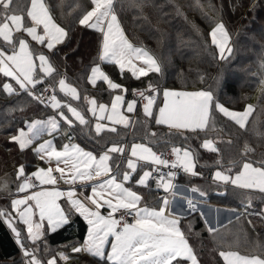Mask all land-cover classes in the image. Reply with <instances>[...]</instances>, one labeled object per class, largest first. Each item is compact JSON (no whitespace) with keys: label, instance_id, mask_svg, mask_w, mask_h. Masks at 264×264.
Instances as JSON below:
<instances>
[{"label":"snow or ice","instance_id":"snow-or-ice-1","mask_svg":"<svg viewBox=\"0 0 264 264\" xmlns=\"http://www.w3.org/2000/svg\"><path fill=\"white\" fill-rule=\"evenodd\" d=\"M144 3L84 0L75 5L78 12L68 20L54 16L45 0L26 4L0 0V93L15 99L29 98L51 111L46 118L22 117L21 126L9 137L21 152L31 148L47 166L37 165L28 171L29 164L19 163L14 193L8 180L0 182V190L8 192L10 200L0 207V220L21 249V264H58L57 255L45 261L40 253H49L48 234L75 223L77 214L86 222V235L82 243L68 247L72 253L89 254L94 264H202L188 238L191 219L183 222L193 213H199L215 243V264H264V240L246 241L242 250L238 238L227 239L220 231L223 225L219 219L213 222L211 210H204L213 185L241 197L250 206L253 191L264 194V159L248 158L251 150L245 144L239 159L228 161L227 166L217 156L209 179L196 170L198 153L191 150L187 143L190 137L185 134H206L214 126L213 108L243 129L254 106L231 110L215 99L211 90L161 88L151 78L146 88L125 87L101 67L115 65L129 81L162 72L159 59L130 40L122 22L121 13L126 8L142 13ZM81 29H91L95 36L96 55L87 81L93 86L102 81L111 97L110 103H98L96 96L85 94L86 112L70 102L80 101L81 93L57 70L54 59L64 48H71L75 32ZM209 35L213 51L218 50L219 60H225V54L233 52L225 23L215 20ZM59 93L70 99L59 98ZM161 94L162 103L157 104ZM138 103H142L143 119L128 115L138 113ZM255 124L252 121L253 130ZM117 126L132 130L130 141L123 140ZM162 144L164 150H160ZM201 147L220 152L212 139H204ZM181 172L203 177L204 183L191 187L174 183ZM62 184L68 187L62 188ZM153 184L163 194L149 202L137 186L151 193ZM182 187L189 194L177 200L176 191ZM226 211L237 222L245 216L235 208ZM228 222L231 224L232 219ZM58 257L70 259L64 251Z\"/></svg>","mask_w":264,"mask_h":264},{"label":"trees","instance_id":"trees-1","mask_svg":"<svg viewBox=\"0 0 264 264\" xmlns=\"http://www.w3.org/2000/svg\"><path fill=\"white\" fill-rule=\"evenodd\" d=\"M46 1L54 16L66 17L68 20L78 12L75 5L84 2V0ZM22 2L26 4L30 0H22ZM121 17L129 39L149 49L162 66L161 73H149L147 78L141 77L139 80L133 78L129 81L119 73L117 66L103 64L104 70L111 78L127 87L146 88L151 78L152 82L158 83L161 88H204L213 91L215 99L221 103L238 110L243 109L250 102L262 83L264 78V68L261 67L264 63V0H145L142 13L139 9L126 8L121 13ZM215 20L223 21L231 36L233 52L230 55L225 54L227 58L223 61L218 58V50L213 51L215 46L211 45L209 35ZM250 46L255 52L249 55L247 51L250 50ZM95 55L93 30L81 29L75 32L71 48H64L54 58L57 70L66 74L69 82L78 87L81 100L75 101V105L85 112L87 110V105L83 101L85 94L96 96L100 101L109 102L111 99L110 90L107 89L106 84L98 81L96 86H92L87 81L89 66ZM217 77L222 79L218 81ZM128 95L130 98V94ZM5 96L8 95L0 93V100H3L2 97ZM22 108L23 111L20 116L17 115L14 125L5 127L6 130L0 132L7 138L6 141H0V175L15 172L19 163L29 164L28 171L37 165V158L32 150L26 149L21 152L18 146L8 139V134L13 133L18 124L21 125L22 117L42 118L51 111L45 110L43 105L37 106L30 99ZM138 109V113L134 112L132 116L135 119H143L140 103ZM213 112L214 126L207 129L206 134L205 132L199 135L185 133L190 137L187 143L191 146V150L198 153L196 170L203 171V177L210 179L209 169L215 170L213 162L217 156L222 157L225 166L228 165V161L239 159L245 144L251 150L248 152V158L264 159V136L257 134L264 133V96L261 98L259 96L255 102L254 111L243 129L214 108ZM255 116L258 119L255 121V130H253L249 126ZM117 128L124 141L131 140L132 130L123 129L122 126ZM152 130H156V126H153ZM163 130L166 132V127ZM211 131L221 132H219L220 137L217 136L219 153H211L201 147L203 140L208 138V133ZM161 148H164L163 144ZM203 177L181 175L179 178L191 185L203 184ZM152 187L151 193L143 187L140 190L141 195L149 202H153V198L158 194L154 184ZM208 199L227 207L247 206L246 200L242 202L241 197L217 188L215 185L211 187ZM263 206L264 194L253 191L250 208L254 210L256 208L258 212ZM244 213L245 216L241 221L233 220L231 224L228 223L220 229L227 239L235 241L238 238L242 250H245L246 241L264 240L263 215L256 214L251 217L247 215V211ZM74 219L75 223H70L56 233H49L47 244L55 246L70 240L82 241L87 231L86 222L78 214ZM189 219H191L192 227L188 238L199 253L198 258L202 264H215L218 259L215 243L209 237L199 213H193L191 218H184L183 222L186 224ZM248 220H251L252 224H248ZM21 258V249L15 242L14 235L0 220V262L17 264L22 260ZM71 264H94V261L89 254L82 253Z\"/></svg>","mask_w":264,"mask_h":264},{"label":"rangeland","instance_id":"rangeland-1","mask_svg":"<svg viewBox=\"0 0 264 264\" xmlns=\"http://www.w3.org/2000/svg\"><path fill=\"white\" fill-rule=\"evenodd\" d=\"M45 2L47 3V1H45ZM246 44H248V43H246ZM252 52H255V50L250 46V50H248L247 53L250 55V54H252ZM101 67L104 70L103 64L101 65ZM114 81L115 82H119V81H117L115 79H114ZM261 82L262 83L260 84V86H258L256 93L253 95V97L251 98V100H250V102L248 104H252L254 106V104H255V102H257L259 96H260V98L262 96H264V78H263V80ZM74 86H76V85H74ZM125 87H127V86H125ZM2 98H3V100H0V132L6 130L5 127L9 128V127H11V126L14 125V123L17 121L16 120L17 119V115L20 116L21 113H22V111L20 110V108L23 107V105L26 104L27 100L29 99V98H25V97H21V98L15 99V98H12V97H9V96H5V97H2ZM59 98L70 99V98H65L63 96V93H59ZM97 101H98V103H110V101L109 102L99 101L98 99H97ZM70 102H72L73 105L76 106L75 105V101H70ZM141 106H142V104H141ZM225 106L226 107H229L227 105H225ZM229 108L231 110H236V111L243 110V109H238L237 110V109L232 108V107H229ZM13 109H15V110H13ZM49 114H51V113H49ZM49 114H47V115H49ZM47 115L43 116L42 118H46ZM88 115H90V114H88ZM128 115L132 116V114H128ZM257 119H258V117L255 116L252 121H256ZM252 121H250V124L251 125L249 126V128H252ZM19 126H21V125L18 124V127ZM12 129H14V127ZM219 132L218 131H211L210 133H208V138H207V139H212L216 143L217 147H218V144H219L218 143L219 142V140H218L219 138L218 137H220V135H221L220 134L221 132L220 133ZM11 134H8V139H10L9 137H10ZM214 137H215V139H214ZM48 138H50V137H48V136H45L44 137V139H48ZM6 140H7L6 136L4 134H0V141H6ZM38 142H42V141H38ZM56 142L58 144L60 143V140H59V137L58 136L56 137ZM76 142L79 143L80 141L77 140ZM81 146L83 147L84 145L82 144ZM29 149H31V148H29ZM88 150H91V149L88 148ZM3 159H4V157L2 156V160ZM36 161H37V165H39V166H47V165H44L39 160L38 157H37V160ZM34 170H35V168H33L32 171H34ZM14 173L15 172H7V173H4L3 175H0V182H2L5 179L10 182L9 183V190L12 193L15 192V187H16V184H15L16 177H15ZM179 177H181V175H179L176 178V180H179V179L181 180V178H179ZM61 187L64 188V189H66L68 186L62 184ZM141 187L142 186H137V188H139L140 190H141ZM134 190H136V189H134ZM87 192L90 193V189H88ZM139 194H141V192H139ZM162 194H163V192L161 193V195ZM8 196H9L8 192H5L3 190H0V207L5 206L8 203H10L9 198H7ZM185 196L186 195H182L183 198ZM62 206H64L63 203H62ZM263 212H264V206H263ZM252 213H254V214L257 213V210H252ZM76 242H78V241L70 240V241H66V242H64L62 244L55 245V246H52L50 244H47L48 247H49V253L47 255H44L43 253H40L41 258L46 261L47 259H50L51 256L57 255L58 264H71L73 261L77 260L78 256L81 254V253L80 254L72 253L71 252V247H68L69 245H72V244H74ZM79 243H82V242H79ZM40 246H41V248H43V241L40 242ZM60 251H64L67 255H69L70 259L68 261L60 260L59 257H58V253ZM0 264H5V263L0 262ZM17 264H21V261L19 263H17Z\"/></svg>","mask_w":264,"mask_h":264},{"label":"crops","instance_id":"crops-1","mask_svg":"<svg viewBox=\"0 0 264 264\" xmlns=\"http://www.w3.org/2000/svg\"><path fill=\"white\" fill-rule=\"evenodd\" d=\"M46 1V0H45ZM169 88V87H168ZM174 89H187V90H198V89H204V88H174ZM204 90H207V89H204ZM100 101V100H99ZM157 103L158 104H160V103H162V94L161 95H159V99L157 100ZM141 105V104H140ZM155 107V106H154ZM141 108H142V106H141ZM133 115V114H132ZM133 117V116H132ZM84 145V144H83ZM89 149H91V145H89ZM161 149H163V148H161ZM160 149V150H161ZM37 158V157H36ZM37 166V165H36ZM33 170V169H32ZM31 170V171H32ZM185 175V174H184ZM174 183H176V184H178V185H181V186H187V187H191V185L190 184H187V183H184L183 181H181L180 179L179 180H175L174 181ZM161 193H162V190H160V192H158V194H157V196L158 195H161ZM189 193L187 192V190H186V188H180L179 190H177L176 191V199L177 200H182L183 199V197H182V195H188ZM230 208H235V207H227V206H224V205H219V204H216V203H214V202H211V201H209V199L207 200V207H205V211H208L209 209L211 210V219L213 220V222H215L216 221V219H219V221L221 222V224L224 226V225H226V224H228L229 222V219H232V221L233 220H235L233 217H231L230 215H229V213L226 211V209H230ZM217 209H219L220 211H219V213H217ZM235 209H237L239 212H248V213H252V212H250L251 210H254L252 207L250 208V206H244V208H235ZM255 210H256V208H255ZM260 211V213L261 212H263V207L259 210ZM259 211L257 212V213H255V214H258L259 213ZM254 213H252V215H255ZM248 215V214H247ZM252 215H250L251 217H252ZM263 217H264V215H263ZM74 241H76V240H74ZM78 242H83V240L82 241H78ZM30 243V242H29ZM22 254V253H21ZM82 254V253H81ZM22 259V258H21ZM22 261V260H21Z\"/></svg>","mask_w":264,"mask_h":264},{"label":"built area","instance_id":"built-area-1","mask_svg":"<svg viewBox=\"0 0 264 264\" xmlns=\"http://www.w3.org/2000/svg\"><path fill=\"white\" fill-rule=\"evenodd\" d=\"M139 88H140V87H139ZM158 98H159V96H158ZM158 98H157V100H158ZM140 104H142V103H140ZM161 150H164V148L161 149ZM179 175H184V173L181 172ZM179 175H178V176H179ZM128 219L131 220V217H128Z\"/></svg>","mask_w":264,"mask_h":264}]
</instances>
